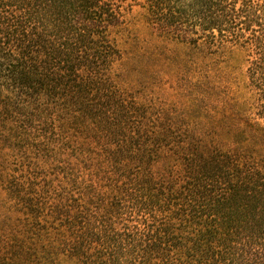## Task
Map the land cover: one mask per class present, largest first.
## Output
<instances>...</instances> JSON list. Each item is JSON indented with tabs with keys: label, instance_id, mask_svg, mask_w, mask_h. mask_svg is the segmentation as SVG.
Masks as SVG:
<instances>
[{
	"label": "trees",
	"instance_id": "trees-1",
	"mask_svg": "<svg viewBox=\"0 0 264 264\" xmlns=\"http://www.w3.org/2000/svg\"><path fill=\"white\" fill-rule=\"evenodd\" d=\"M132 1L0 0V264H264V1Z\"/></svg>",
	"mask_w": 264,
	"mask_h": 264
},
{
	"label": "rangeland",
	"instance_id": "rangeland-1",
	"mask_svg": "<svg viewBox=\"0 0 264 264\" xmlns=\"http://www.w3.org/2000/svg\"><path fill=\"white\" fill-rule=\"evenodd\" d=\"M123 9H125V13H127L125 16L129 23V27L122 39V42H127L125 47L128 48V43L131 47L135 46L136 42H154L152 37L146 33L147 28L145 27L144 18L140 15L144 10L132 0H125V2H123ZM162 85V83H158L157 88L159 89Z\"/></svg>",
	"mask_w": 264,
	"mask_h": 264
}]
</instances>
